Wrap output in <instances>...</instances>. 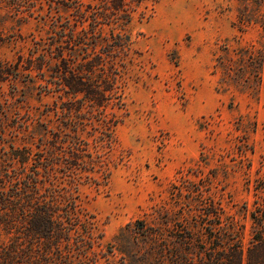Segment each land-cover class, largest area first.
<instances>
[{
  "label": "rangeland",
  "instance_id": "obj_1",
  "mask_svg": "<svg viewBox=\"0 0 264 264\" xmlns=\"http://www.w3.org/2000/svg\"><path fill=\"white\" fill-rule=\"evenodd\" d=\"M242 7V0H158L138 8L121 66V104L104 109L118 120L114 140L102 144V125L93 119L80 134L102 162L53 180L56 194L72 193L92 226L90 260L121 264L119 234L137 219L196 222L199 208L211 203L249 244L252 211L264 201V31L239 23ZM8 11L0 6L7 78L0 80V161L12 168V150L36 148L35 126H58L49 111L56 95L25 68L49 42L53 20L73 16L52 0L23 17ZM18 60L17 78L10 73ZM9 235L0 228V242Z\"/></svg>",
  "mask_w": 264,
  "mask_h": 264
},
{
  "label": "trees",
  "instance_id": "obj_2",
  "mask_svg": "<svg viewBox=\"0 0 264 264\" xmlns=\"http://www.w3.org/2000/svg\"><path fill=\"white\" fill-rule=\"evenodd\" d=\"M41 1L0 0V6L23 17ZM52 1L71 9L73 17L53 20L49 42L40 45L42 53L29 57L25 71L32 79L35 72L46 81L45 91L56 95L49 111L59 123L55 128L35 126L31 136L37 134L36 148H13L12 168L0 161V228L10 234L0 242V264H98L97 256L89 257L95 254L89 220L78 215L72 193L56 194L53 180L60 173H90L102 162L80 132L96 119L102 144H112L118 120L104 109L121 104V66L132 50L130 24L138 8L158 0ZM242 1L239 23L255 22L264 31V0ZM13 69L10 75L17 77L21 60ZM4 75L0 70L1 81L7 80ZM214 207H200L196 222L180 224L162 215L158 224L145 219L128 224L119 234L125 240L117 248L125 253L121 264H264V201L252 211L246 247L235 227L224 222L222 207Z\"/></svg>",
  "mask_w": 264,
  "mask_h": 264
}]
</instances>
